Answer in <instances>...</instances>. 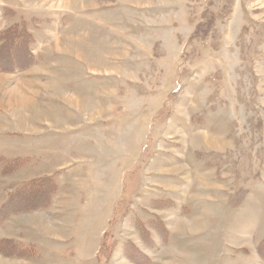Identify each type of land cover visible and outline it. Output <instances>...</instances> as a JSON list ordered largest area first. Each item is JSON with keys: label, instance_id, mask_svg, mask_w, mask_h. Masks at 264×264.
I'll use <instances>...</instances> for the list:
<instances>
[{"label": "rangeland", "instance_id": "374dc122", "mask_svg": "<svg viewBox=\"0 0 264 264\" xmlns=\"http://www.w3.org/2000/svg\"><path fill=\"white\" fill-rule=\"evenodd\" d=\"M1 8L34 64L0 73V207L56 195L0 264H264V0Z\"/></svg>", "mask_w": 264, "mask_h": 264}, {"label": "trees", "instance_id": "16d2710c", "mask_svg": "<svg viewBox=\"0 0 264 264\" xmlns=\"http://www.w3.org/2000/svg\"><path fill=\"white\" fill-rule=\"evenodd\" d=\"M32 36L25 25L14 24L0 33V73L23 71L34 64L31 52ZM56 195V188L49 179H38L25 185L21 190L8 197L0 207V224L9 217L32 213L48 208ZM0 254L5 257L14 255L15 248L9 241H3ZM6 245V246H5ZM257 254L264 261V246L257 249Z\"/></svg>", "mask_w": 264, "mask_h": 264}, {"label": "crops", "instance_id": "0c3cea01", "mask_svg": "<svg viewBox=\"0 0 264 264\" xmlns=\"http://www.w3.org/2000/svg\"><path fill=\"white\" fill-rule=\"evenodd\" d=\"M3 3V2H2ZM6 5V4H5ZM1 16H0V31L3 29H6L12 24L18 23L20 20V15L23 14L22 12H12V15H9L8 17H4V8H1ZM18 21V22H17ZM168 174V173H165Z\"/></svg>", "mask_w": 264, "mask_h": 264}]
</instances>
